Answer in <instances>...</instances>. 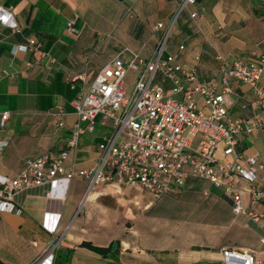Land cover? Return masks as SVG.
<instances>
[{"label": "crops", "instance_id": "obj_1", "mask_svg": "<svg viewBox=\"0 0 264 264\" xmlns=\"http://www.w3.org/2000/svg\"><path fill=\"white\" fill-rule=\"evenodd\" d=\"M184 1L0 0L17 25L13 29L0 23V117L10 112L5 126H0V141L6 142L0 149V175L12 178L27 159L57 155L64 148L76 122L71 102L86 93L102 67L101 57L108 62L117 55L109 48L120 41L148 60L165 26L174 20L164 54L177 53V61L193 68L200 80L212 77L221 60L230 63L264 53V0H188L179 11ZM70 18H75L76 32L66 29ZM157 23L163 27L155 29ZM28 38H34L37 47L15 50ZM230 84L229 117L254 122L253 90L234 79ZM260 84L264 86V69ZM166 88L170 94V84ZM170 96L182 99L179 93ZM196 100L197 107L206 110L202 97ZM259 112L264 119V109ZM108 128L97 123L92 133L81 136L70 152L74 168L88 167L98 159L97 143ZM221 146L219 158L224 157ZM236 149L258 155L263 164L258 180L240 184L257 187L264 198V127L242 133ZM64 188L57 182L52 189L44 184L15 192L13 204L21 212L0 211V264L49 260L50 264H224L220 253L224 246L252 249L254 264H264L259 228L246 217L235 216L229 197L198 176L189 174L178 189L158 198L138 188L121 186L116 191L101 186L76 216L85 182L76 177ZM132 191L136 193L120 210L118 195ZM244 199L254 207L248 194ZM46 213L59 218L52 233L42 225ZM85 241L99 247L114 245L103 256L80 246Z\"/></svg>", "mask_w": 264, "mask_h": 264}, {"label": "built area", "instance_id": "obj_2", "mask_svg": "<svg viewBox=\"0 0 264 264\" xmlns=\"http://www.w3.org/2000/svg\"><path fill=\"white\" fill-rule=\"evenodd\" d=\"M173 22L165 26L163 40L152 58L146 60L125 49L98 70L86 93L71 102L76 122L57 155L43 153L27 159L12 178L0 175V211L21 212L13 204L18 190L44 184L52 189L61 182L65 191L69 182L78 177L84 180L85 188L76 216L98 187L112 186L116 191L121 186L138 188L158 198L178 189L192 174L222 190L231 200L232 213L254 223L261 231L259 241L264 244L263 194L255 186L246 188L240 184L241 180L256 183L263 164L257 154H243L236 149L242 133L264 127L259 112L264 109V86L260 84L264 53L254 52L251 58L230 63L221 60L212 77L200 80L193 68L177 61V53L164 54ZM0 23L17 29L13 16L2 6ZM74 24L75 18L68 19L66 29L76 32ZM162 27V23L154 26L155 29ZM37 45L34 38H28L26 45H19L15 50ZM183 49L180 45L179 50ZM194 60H199V55ZM129 70L135 76L127 96L125 79ZM231 79L253 90L254 122L249 123L242 116L229 117L226 97L232 92ZM166 82L170 84V94L179 93L182 99L170 96ZM197 96L202 97L206 110L197 107ZM9 115V111L1 113L2 128ZM97 123L109 125L111 131L97 143L98 159L88 167L76 169L69 163L70 152L78 147L81 136L95 130ZM5 144L0 141V149ZM218 144H222V158L217 156ZM52 193L49 191L48 195ZM245 193L254 207L245 204ZM58 220L57 214L46 213L42 225L52 233L57 229ZM220 253L224 264L255 262L252 249L224 246Z\"/></svg>", "mask_w": 264, "mask_h": 264}, {"label": "rangeland", "instance_id": "obj_3", "mask_svg": "<svg viewBox=\"0 0 264 264\" xmlns=\"http://www.w3.org/2000/svg\"><path fill=\"white\" fill-rule=\"evenodd\" d=\"M102 39H105V38H102ZM162 40H163V36L161 37V39H160V41H159V43H158V46L161 44V42H162ZM122 41H120V43L118 42V44H116V45H114L111 49L109 48V52L110 53H114V54H118V53H120L121 51H123V50H125V49H129V50H132L130 47H129V45H127L126 43V45L125 44H123V42L121 43ZM115 43H117V42H115ZM101 59H102V66L107 62V57L106 56H102L101 57ZM134 76H135V72L134 71H132V70H129L128 72H127V75H126V79H125V90H126V93H127V96H129V94H130V92H131V90H132V86H133V82H134ZM167 85H169V83L167 82L166 83V86ZM110 131H111V129L110 128H108V130H107V134H109L110 133ZM134 193H136V192H130L129 194H124L123 196H121V195H118V198H121V202L119 201V203H117V205H119V209L120 210H123L124 208H125V203L127 202L126 200L127 199H129ZM146 193V192H145ZM146 194H148V193H146ZM117 196V195H116ZM77 208H78V206L76 207V211H77ZM83 208V206L81 207V209Z\"/></svg>", "mask_w": 264, "mask_h": 264}, {"label": "trees", "instance_id": "obj_4", "mask_svg": "<svg viewBox=\"0 0 264 264\" xmlns=\"http://www.w3.org/2000/svg\"><path fill=\"white\" fill-rule=\"evenodd\" d=\"M113 245H114V242L110 243L107 247H99V246H95L92 243L86 242V241L80 244V246L91 249L92 251H95L96 253H99L103 256L109 253Z\"/></svg>", "mask_w": 264, "mask_h": 264}]
</instances>
